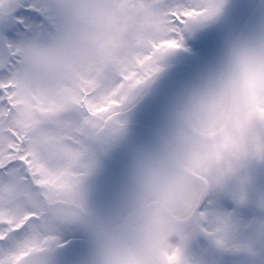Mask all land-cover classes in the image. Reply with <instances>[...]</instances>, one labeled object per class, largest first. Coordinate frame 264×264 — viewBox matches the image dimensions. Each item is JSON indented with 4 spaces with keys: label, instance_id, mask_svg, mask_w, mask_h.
Listing matches in <instances>:
<instances>
[{
    "label": "snow or ice",
    "instance_id": "6c2138e0",
    "mask_svg": "<svg viewBox=\"0 0 264 264\" xmlns=\"http://www.w3.org/2000/svg\"><path fill=\"white\" fill-rule=\"evenodd\" d=\"M222 6L0 0V264H264V195L252 191L255 170L264 169V139H241L228 128L243 133L264 119L256 107L264 41L233 46L209 81L195 124L222 139L198 156L206 178L183 195L180 215L176 184L166 178L131 211V175L100 186L102 213L88 204L87 181L123 132L128 102L185 34ZM54 36L69 47L38 73L30 50ZM86 60L103 61L105 73L80 71Z\"/></svg>",
    "mask_w": 264,
    "mask_h": 264
},
{
    "label": "flooded vegetation",
    "instance_id": "af4514ba",
    "mask_svg": "<svg viewBox=\"0 0 264 264\" xmlns=\"http://www.w3.org/2000/svg\"><path fill=\"white\" fill-rule=\"evenodd\" d=\"M81 2L87 4L89 0ZM228 4L214 18L194 25L185 34L183 46L165 56L161 71L128 102L123 113V132L88 180L91 189V193L87 191L88 203L94 213L104 211L98 194L100 186L113 181L126 183L131 175L130 211L142 195L166 178L176 184L175 215H180L183 195L195 191L193 179L202 182L206 178V162L198 158L191 164L187 162L189 157L171 122L190 89L222 67L232 45L264 33V0H245L242 4L240 0H230ZM59 38L54 36L50 40L58 42ZM79 69L102 76L106 64L101 60H86ZM59 257L57 252L53 259Z\"/></svg>",
    "mask_w": 264,
    "mask_h": 264
},
{
    "label": "clouds",
    "instance_id": "9594fccd",
    "mask_svg": "<svg viewBox=\"0 0 264 264\" xmlns=\"http://www.w3.org/2000/svg\"><path fill=\"white\" fill-rule=\"evenodd\" d=\"M260 41H264V33L260 34L255 39L232 45L225 54L224 63L229 57L233 46L259 43ZM215 73L216 71L190 89L172 117L171 126L178 137L184 152L189 157V160L187 161L189 164L197 159L203 152L213 151L215 144L222 139V134L218 132L220 125L216 126L218 134L213 136L211 135V132L213 131L211 127H201L195 124V115L198 112L202 99L208 92L210 87L209 81ZM256 107L264 108V92L260 93V99L258 100ZM228 128L233 135L241 139L254 141L264 139V119L259 117L250 121L247 129L243 133L231 124L228 125ZM161 215H164V213H161Z\"/></svg>",
    "mask_w": 264,
    "mask_h": 264
},
{
    "label": "rangeland",
    "instance_id": "374dc122",
    "mask_svg": "<svg viewBox=\"0 0 264 264\" xmlns=\"http://www.w3.org/2000/svg\"><path fill=\"white\" fill-rule=\"evenodd\" d=\"M51 41L52 40H48L49 44L45 43L47 46L44 43H37L30 50L29 55L32 59L33 67L38 73H46L48 71V57L52 55L62 54L67 51L69 47L68 41L63 37H60L58 42H56V40L52 42ZM254 175L255 182L252 186V191L256 197H259L261 195H264V169H256ZM86 190L91 193L89 181H87Z\"/></svg>",
    "mask_w": 264,
    "mask_h": 264
},
{
    "label": "water",
    "instance_id": "95a60500",
    "mask_svg": "<svg viewBox=\"0 0 264 264\" xmlns=\"http://www.w3.org/2000/svg\"><path fill=\"white\" fill-rule=\"evenodd\" d=\"M228 1H230V0H221V2H222V5L223 6H228L229 4H228ZM243 2H245V0H240V3L242 4Z\"/></svg>",
    "mask_w": 264,
    "mask_h": 264
},
{
    "label": "bare ground",
    "instance_id": "6f19581e",
    "mask_svg": "<svg viewBox=\"0 0 264 264\" xmlns=\"http://www.w3.org/2000/svg\"><path fill=\"white\" fill-rule=\"evenodd\" d=\"M200 183L201 182L199 180H197V179L193 180V184H194L195 190L199 187Z\"/></svg>",
    "mask_w": 264,
    "mask_h": 264
}]
</instances>
